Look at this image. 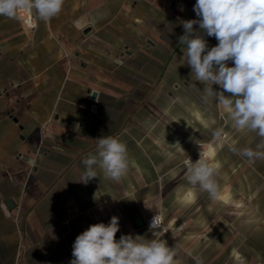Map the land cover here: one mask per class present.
Instances as JSON below:
<instances>
[{
  "label": "crops",
  "instance_id": "crops-1",
  "mask_svg": "<svg viewBox=\"0 0 264 264\" xmlns=\"http://www.w3.org/2000/svg\"><path fill=\"white\" fill-rule=\"evenodd\" d=\"M195 3L64 0L48 22L31 12L33 28L0 16V264H70L76 237L112 216L117 240L163 239L177 264L240 263L237 252L209 254L198 233L208 203L193 212L204 191L186 178L191 161L218 155L221 137L207 143L216 129L240 134L214 99H202L204 85L182 57L178 38L183 21L199 19ZM205 39L209 48L218 43ZM101 136L127 145V174L113 181L96 167L98 177L77 182ZM155 213L168 232L152 237L144 221Z\"/></svg>",
  "mask_w": 264,
  "mask_h": 264
},
{
  "label": "clouds",
  "instance_id": "clouds-1",
  "mask_svg": "<svg viewBox=\"0 0 264 264\" xmlns=\"http://www.w3.org/2000/svg\"><path fill=\"white\" fill-rule=\"evenodd\" d=\"M63 5L64 0H0V16L18 19L19 12L26 10L48 22L59 15ZM193 10L199 19L183 21L184 34L178 39L186 46L182 57L191 75L204 85L202 99L206 103L214 99L236 132H252L261 138L255 149L233 146L231 151L249 163L264 159V0H196ZM87 23L94 24L95 18ZM194 25H198V31ZM205 35L215 37L217 45L209 48ZM229 61L233 66H228ZM213 85L222 91L214 90ZM225 92L230 95L225 96ZM223 132L218 128L213 137L219 139ZM95 140L96 153L82 160L85 171L77 182L87 184L98 177L96 167L106 179L120 181L130 165L127 145L114 136ZM216 174L217 167L199 158L187 167L186 178L191 186H198L216 200ZM194 195L190 193L192 198ZM119 229L117 216L107 224L90 225L76 237L70 264H177L175 248L165 240L139 235H121L117 240ZM149 231L152 237L162 231L158 214L150 222ZM196 264L203 262L197 259Z\"/></svg>",
  "mask_w": 264,
  "mask_h": 264
},
{
  "label": "rangeland",
  "instance_id": "rangeland-1",
  "mask_svg": "<svg viewBox=\"0 0 264 264\" xmlns=\"http://www.w3.org/2000/svg\"><path fill=\"white\" fill-rule=\"evenodd\" d=\"M250 136L253 139L248 142ZM214 141L213 134H210L207 143L215 144ZM260 142L261 138L255 133H223L222 148L218 155L211 156L209 163L215 162L218 191L226 192L228 198L212 200L204 191L202 195H197L193 203V212L199 208L202 200L203 204L204 200L208 203L202 213V223L206 222L204 232L198 233L208 241L209 254L237 252V257L241 258L239 264H247L250 256H253L254 263L264 264V159L249 163L245 157L230 149L233 146L255 149ZM194 157L195 153L185 160L186 164ZM200 215L198 212L197 217L200 218ZM196 227L199 229L200 222ZM17 263L18 260L15 261Z\"/></svg>",
  "mask_w": 264,
  "mask_h": 264
},
{
  "label": "built area",
  "instance_id": "built-area-1",
  "mask_svg": "<svg viewBox=\"0 0 264 264\" xmlns=\"http://www.w3.org/2000/svg\"><path fill=\"white\" fill-rule=\"evenodd\" d=\"M19 19L22 21L23 24H25L27 27L29 28H33L36 26L34 20H33V17H32V14L31 12H28L26 10H21L19 12ZM159 215L160 217V220H161V223H162V233H166L168 231L167 227L164 225V221H163V216L161 213H155L149 217H147L144 221V225L149 229V224L150 222L152 221L153 217L155 215Z\"/></svg>",
  "mask_w": 264,
  "mask_h": 264
},
{
  "label": "water",
  "instance_id": "water-1",
  "mask_svg": "<svg viewBox=\"0 0 264 264\" xmlns=\"http://www.w3.org/2000/svg\"><path fill=\"white\" fill-rule=\"evenodd\" d=\"M96 95H97V92H96L95 90H93V91L91 92V97H92V98H95ZM5 204H6V206H7L8 208H11L12 205H13V202H12L11 199H7L6 202H5ZM134 221H135L136 225H138V226L143 225V220H142V218H141L140 216H137V217L134 219Z\"/></svg>",
  "mask_w": 264,
  "mask_h": 264
}]
</instances>
